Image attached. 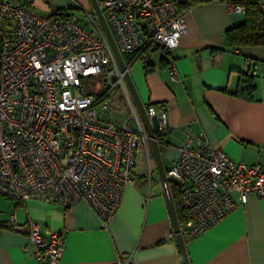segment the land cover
Segmentation results:
<instances>
[{
  "label": "built area",
  "instance_id": "1",
  "mask_svg": "<svg viewBox=\"0 0 264 264\" xmlns=\"http://www.w3.org/2000/svg\"><path fill=\"white\" fill-rule=\"evenodd\" d=\"M184 2L98 0L121 55H130L125 63L148 64L161 49L174 81L180 76L171 51L186 31ZM227 6L244 10L239 3L227 1ZM93 75L106 82L97 93L84 86V78ZM114 90L130 107L124 120H117L112 109ZM144 106L148 116H157L156 138L164 144L167 109L159 103ZM150 152L145 127L93 9L75 1L61 13H42L31 0H0V195L64 206L86 200L107 224L142 156L151 180ZM166 174L177 179L171 183L187 238L249 196L264 197L262 164L234 160L204 131L185 132ZM8 225L27 229L29 252L41 264L60 257L62 231L43 233L37 222L19 224L13 213Z\"/></svg>",
  "mask_w": 264,
  "mask_h": 264
},
{
  "label": "crops",
  "instance_id": "2",
  "mask_svg": "<svg viewBox=\"0 0 264 264\" xmlns=\"http://www.w3.org/2000/svg\"><path fill=\"white\" fill-rule=\"evenodd\" d=\"M75 1L86 2L31 0L45 13L72 7ZM260 7L264 12V1ZM184 16L186 31L171 51L179 81L170 79L161 49L152 53L148 64L129 65L142 102L167 109L162 145L173 152L171 164L185 132L193 130L204 131L213 146L234 160L264 167V44L226 43L225 30L244 20V12L230 10L227 1L199 3ZM240 72L254 75L250 97L234 93ZM136 164L133 181L124 186L107 224L86 200L64 206L15 202L2 195L11 206L4 213L0 210V264H41L29 252L27 229L8 225L11 213L19 224L37 222L43 233L63 232L64 249L54 264H116L117 259L128 264H183L154 160L153 177L149 163L150 181L144 156ZM183 238L190 264H264V197L249 196L198 235Z\"/></svg>",
  "mask_w": 264,
  "mask_h": 264
},
{
  "label": "water",
  "instance_id": "3",
  "mask_svg": "<svg viewBox=\"0 0 264 264\" xmlns=\"http://www.w3.org/2000/svg\"><path fill=\"white\" fill-rule=\"evenodd\" d=\"M91 8L93 9L94 13L96 14V17L104 31V34L112 48V51L116 57V60L119 64L120 69L123 72V76L125 79V82L127 84L129 93L132 97L133 103L138 111V114L142 120V123L145 127L148 139H149V145L151 149V153L153 156V160L155 163V168L157 171V176L158 179L161 183L163 193L165 196V200L167 203V207L169 210L173 230L175 233L178 249L181 255V259L183 264H190L188 257H187V252L185 248V241L183 238V235L180 230V225H179V220L177 217V212L175 208V204L172 198L171 190H170V183L171 182H177V179L174 178V176L170 174H166V168L163 163L162 159V154L160 150V144L157 141L156 138V131L158 130V121H157V116L155 114L148 116L147 111L145 109L144 103L142 102L137 89L134 85V82L132 80V77L129 72V66L125 63V60L123 56L121 55L115 40L113 38V35L111 33V30L105 20V17L103 15V12L100 8V5L98 3V0H89Z\"/></svg>",
  "mask_w": 264,
  "mask_h": 264
},
{
  "label": "trees",
  "instance_id": "4",
  "mask_svg": "<svg viewBox=\"0 0 264 264\" xmlns=\"http://www.w3.org/2000/svg\"><path fill=\"white\" fill-rule=\"evenodd\" d=\"M213 0H185L181 7H192L199 3H205ZM227 1V0H222ZM264 0H236L235 3H239L244 6V20L237 24L227 28L224 32L225 41L228 45H257L264 44V12L260 7V3ZM65 9H70V7L59 8L55 11L61 13ZM165 52V51H164ZM167 52H165L166 54ZM126 62L130 61V55H124ZM254 75L250 72H240L239 81L237 88L234 93L236 95L248 96L250 97L254 84ZM160 138V134H157ZM171 194L175 204L177 217L181 220L180 211L178 207L177 194L174 192V185L171 183ZM15 202H18L16 200Z\"/></svg>",
  "mask_w": 264,
  "mask_h": 264
},
{
  "label": "rangeland",
  "instance_id": "5",
  "mask_svg": "<svg viewBox=\"0 0 264 264\" xmlns=\"http://www.w3.org/2000/svg\"><path fill=\"white\" fill-rule=\"evenodd\" d=\"M227 1L231 2V3L236 2V0H227ZM55 3H57V2H55ZM54 4L53 3L51 4L52 8H54V6H53ZM46 5H48V4H46ZM81 6L86 10L91 9V5H90L89 0H86V2L82 3ZM39 10L42 13H45L46 9L44 7H40ZM105 85H106V82L104 80H102L101 76L93 75L90 78L89 77L84 78V86L89 91L97 93L98 91H100V89H103L105 87ZM111 96H112L113 101H114V103H113L114 106L112 109L114 112L118 113L117 120H124V118H126L128 115L131 114L130 107L128 106V104L124 100L123 95L116 93V90H114V92L112 93ZM127 125L132 126V120H128ZM160 149H161V154H162V159H163L164 165L165 166L170 165L171 160L174 156L173 152L170 151V149L167 146L162 145V144H160ZM150 160H151L150 165H151V168L153 171V173H152V177H153V176H155V174H154L155 168L153 167L152 153H150ZM136 167H139V165L136 164ZM10 206H11V204H10L9 200L5 199L2 195H0V210L4 213L5 210L10 209Z\"/></svg>",
  "mask_w": 264,
  "mask_h": 264
}]
</instances>
